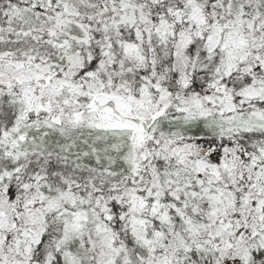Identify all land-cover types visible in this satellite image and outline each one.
Segmentation results:
<instances>
[{"label":"snow or ice","instance_id":"1","mask_svg":"<svg viewBox=\"0 0 264 264\" xmlns=\"http://www.w3.org/2000/svg\"><path fill=\"white\" fill-rule=\"evenodd\" d=\"M0 264H264V0H0Z\"/></svg>","mask_w":264,"mask_h":264}]
</instances>
